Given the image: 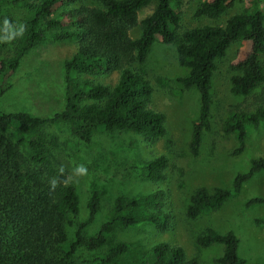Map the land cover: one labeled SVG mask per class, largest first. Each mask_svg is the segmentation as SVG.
I'll use <instances>...</instances> for the list:
<instances>
[{
    "label": "trees",
    "instance_id": "16d2710c",
    "mask_svg": "<svg viewBox=\"0 0 264 264\" xmlns=\"http://www.w3.org/2000/svg\"><path fill=\"white\" fill-rule=\"evenodd\" d=\"M100 7H89L84 0H0L2 8L15 7L26 11L23 32L17 31L16 19L0 15V49L14 44L13 54L0 58V98L8 89L7 77L20 66L26 53L37 47L48 32L56 41H75L78 51L66 61V104L63 110L49 117L30 112L0 111V264H200L189 258L184 246L162 241L147 252L145 259L121 260L130 246L117 242L107 252L91 258H80V248L95 251L107 244L120 227L151 223L160 231L171 228V215L164 209V190L146 195L119 194L109 219L97 233L86 234L102 204L101 193L93 190L89 196L88 218L77 220L81 213V198L68 172L55 163L53 148L58 137L44 132L47 125L66 123L71 132L84 142H91L98 132L129 131L154 144L167 134L166 115L153 106L154 87L138 68L144 63L157 36L167 43L178 42V59L189 69L179 78L185 88L196 87L200 93V114L193 124L190 149L197 156L203 135L212 128L213 76L217 62L232 43L249 42L247 55L231 68L232 93L246 97L264 83V12L253 1L243 12L231 15L225 25L205 24L184 30L181 26L182 0H97ZM237 0H205L196 16L217 19ZM80 3V6H77ZM60 4L76 5L54 16ZM154 5L151 13L139 18V13ZM140 25L136 38L131 30ZM119 72L118 82L111 86L83 78L103 73ZM264 120V99L252 111L238 107L224 125L226 133L235 135L238 147L234 154L245 151L248 125L258 127ZM168 157L155 155L140 164L141 175L158 182L166 178ZM264 171V156L254 158L250 168L236 175L232 188H216L213 193L199 187L191 197L187 213L197 218L221 208L231 197L243 190L246 182ZM53 184L55 185L53 187ZM264 203V197H254L248 204ZM264 224V217L256 219ZM75 227L73 238L68 227ZM207 247L223 244L225 249L218 264H246L239 254L240 239L233 231L222 233L215 228L198 237Z\"/></svg>",
    "mask_w": 264,
    "mask_h": 264
},
{
    "label": "rangeland",
    "instance_id": "374dc122",
    "mask_svg": "<svg viewBox=\"0 0 264 264\" xmlns=\"http://www.w3.org/2000/svg\"><path fill=\"white\" fill-rule=\"evenodd\" d=\"M203 1L182 0L180 35L188 28L205 24L225 25L231 15L243 12L253 1L264 12V0H237L217 19L198 17L195 13ZM84 2L89 7L102 6L97 0ZM70 6L76 5H58L53 15H59ZM153 8L154 5L146 7L139 13V18L151 13ZM0 15L14 17L19 31L26 11L6 6L0 10ZM59 30H50L42 43L26 53L18 69L8 75V89L0 98V111H25L49 117L64 109L65 63L78 51L79 45L75 41L54 40L51 34ZM140 32V25H137L130 35L136 38ZM2 41L0 37V44ZM178 42L167 44L161 36H157L147 60L134 64L153 84V106L166 115L167 134L156 143L149 144L140 135L129 131L98 132L87 143L77 138L66 123L43 128L47 134L58 137L59 144L53 148L55 163L68 172L69 180L76 185L80 195L81 213L77 220L85 221L88 218L87 203L91 192L96 189L101 193V208L86 228L88 236L97 233L109 219L119 194L140 196L158 189L165 192L163 209L171 215L169 230L160 231L151 223L120 227L100 249L91 251L80 248L77 255L91 258L107 252L117 242H126L130 249L121 256V260L136 261L145 259L156 243L168 241L184 246L187 256L197 257L200 264H218L224 245L215 243L204 247L197 240L211 227L222 233L233 231L237 234L240 239L239 254L247 259L246 264H264V224L256 222L257 218L264 217V203L248 204L254 197H264V171L246 182L241 193L231 197L221 208L197 218H191L187 213L191 197L199 187L205 186L211 193L219 187L232 188L236 175L246 172L254 158L264 156V120L258 127L248 125L246 149L238 155L234 154L238 147L235 135L224 131V125L236 107L252 111L257 102L264 99V83L246 97L231 91V77L236 73L231 64L247 55L250 44L243 39L232 43L226 55L217 62L212 87V128L204 133L200 153L195 156L190 142L193 124L200 114V93L196 87L185 88L179 81L180 77L188 75L189 69L179 63ZM13 45L1 48L0 58L12 55ZM119 75L118 71L96 77L81 74L82 79L93 78L111 86L118 82ZM158 154L168 157L169 166L166 178L154 182L141 175L140 164ZM68 230L69 237L73 238L75 227L69 226Z\"/></svg>",
    "mask_w": 264,
    "mask_h": 264
},
{
    "label": "clouds",
    "instance_id": "9594fccd",
    "mask_svg": "<svg viewBox=\"0 0 264 264\" xmlns=\"http://www.w3.org/2000/svg\"><path fill=\"white\" fill-rule=\"evenodd\" d=\"M23 32V26H21V33ZM55 185L53 184V187H54Z\"/></svg>",
    "mask_w": 264,
    "mask_h": 264
}]
</instances>
